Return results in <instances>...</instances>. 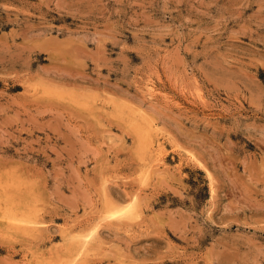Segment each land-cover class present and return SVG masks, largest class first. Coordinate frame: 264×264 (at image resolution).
<instances>
[{"label":"rangeland","instance_id":"374dc122","mask_svg":"<svg viewBox=\"0 0 264 264\" xmlns=\"http://www.w3.org/2000/svg\"><path fill=\"white\" fill-rule=\"evenodd\" d=\"M0 264H264V0H0Z\"/></svg>","mask_w":264,"mask_h":264}]
</instances>
